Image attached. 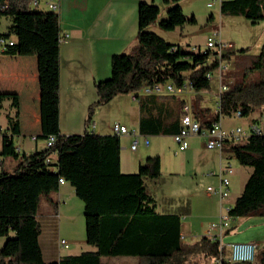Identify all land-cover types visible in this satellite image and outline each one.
Wrapping results in <instances>:
<instances>
[{
  "label": "trees",
  "instance_id": "trees-1",
  "mask_svg": "<svg viewBox=\"0 0 264 264\" xmlns=\"http://www.w3.org/2000/svg\"><path fill=\"white\" fill-rule=\"evenodd\" d=\"M5 0H0L2 4ZM0 16L9 17L7 32L13 39L0 54L35 56L39 86L40 136L54 138L51 147L33 154L19 153L14 139L19 136L18 97L0 93V110L10 102L12 114L6 115V128L0 130V264H102V258H134L137 264H199L205 259L229 264L223 259L217 240L201 236L183 246L180 220L189 214V202L156 197L162 182L158 155L149 156L136 173L120 171V141L115 135L101 136L85 132L63 136L59 131V45L62 37L59 17L52 11L31 8L29 0H6ZM182 0H162L166 18L157 23L164 32H173L186 23ZM221 15L242 17L254 25L264 20V0H224ZM160 14L153 3L138 5V30L135 43L127 53L112 55L110 77L95 84L96 101L88 108L87 124L96 108L118 95H133L140 113L138 131L143 136H173L178 132L184 101L177 97L140 93L145 84L188 82L191 91L210 88L206 76L213 73L218 60L213 52L184 51L149 31ZM245 49L223 56L229 62ZM233 79L232 82H228ZM227 90L220 95L219 110L209 119L210 111L193 104L191 116L201 128H209L221 116L240 110L243 118L264 112V50L248 62L243 71L225 72ZM168 100H175L169 103ZM217 103V102H216ZM193 113V115H192ZM258 117L253 122H258ZM223 151L242 167L251 169L229 215L234 220L248 216L264 217V136H249L240 143L225 142ZM11 159V169L2 163ZM59 179L74 189L82 202L85 242L94 251L67 255L57 262H44L38 239L37 220L41 203L46 200L55 213L57 203L51 195L59 189ZM256 262L264 264V245L256 250Z\"/></svg>",
  "mask_w": 264,
  "mask_h": 264
},
{
  "label": "crops",
  "instance_id": "crops-1",
  "mask_svg": "<svg viewBox=\"0 0 264 264\" xmlns=\"http://www.w3.org/2000/svg\"><path fill=\"white\" fill-rule=\"evenodd\" d=\"M140 2L153 3L154 5L163 4L162 0H59V10L57 12L59 28L62 37L67 35L66 38L61 40L59 45V131L61 135H82L85 132L101 136L113 135L112 126L114 124H120L128 129L136 127L138 130L140 113L138 103L136 99L132 100V95H126L122 98L127 99L122 111L121 102L116 100L115 97L109 103L95 109L94 116L90 120L91 124H87V117L89 106L97 99L95 84L110 77V59L112 55L129 52L135 43L138 30L137 12ZM165 7L163 4V9ZM0 93H12L18 97L19 136L14 139L17 151L30 155L36 151L44 150L46 143L40 144L37 142L40 136V95L35 56L23 57L0 54ZM216 95L217 90L213 96L214 100H216ZM203 98L202 92L188 91L177 98V100L184 101L185 106L189 108H192L193 104L206 108L204 106L205 101L203 102L205 99ZM168 102L175 103L176 101L168 100ZM12 112L10 102L5 101L0 110L1 131L6 128V115L12 114ZM121 116L124 118L123 120ZM260 116V113H253L247 118L236 119L231 116L225 118L235 119L237 123L242 124L240 126L247 128L254 119L257 117L259 119ZM126 121H128V124ZM224 129L229 130L232 128ZM148 138H170L173 141L172 136L158 135L149 136ZM119 141V163L120 171L123 174L136 173L139 165L143 164L147 157L154 156L146 151L147 148L142 144L145 147V151L136 154L138 147L135 152H132L130 150L131 139L129 137L121 136ZM208 151L209 156L205 160L210 163L211 169L205 176L215 179V188L218 185V179L215 175L210 174H215L218 171L219 164L223 160L229 162L232 167L230 160H235V158L223 150L222 152L217 150ZM157 152L155 155L160 158L163 176L165 174L163 158L165 159L166 156L159 150ZM177 152L179 151L177 150ZM182 152L185 160L188 158V160H192L195 149L190 146ZM194 160L195 158H193ZM12 165H10L9 169L12 168ZM232 170L233 173L229 176V190L234 188V181L240 182L238 194L233 199L234 203L252 171L250 168L240 165L236 169L232 167ZM207 195L214 198L210 200L206 198L208 201L203 202L195 197H190L189 214L181 218V220L185 218L184 222L180 220V235L183 238V246H187L197 240L193 238L205 234L207 226L212 221L206 224L203 221L204 219L215 220L213 222L218 220L220 212L218 197L212 193H207ZM56 196L59 197V202L63 198H69L72 201L73 197H76L74 189L67 182L59 184L58 191L51 195L52 199L57 203L58 209L59 202H57ZM163 197L172 199V197L165 194ZM44 202L47 204V208L51 209L48 202L46 200ZM216 205L218 206L216 207ZM55 217L56 213L53 212L37 216L41 228L38 243L44 262H57L61 257L67 256L60 251L67 249H61L58 246V241L63 239H58L57 241V237H53L51 248L42 245V239L45 234L44 227L41 225L42 220L45 225L50 223L55 230ZM185 236H189L193 240L191 239L190 243H186ZM44 240L49 244L48 237L44 238ZM225 241L229 242L227 245L231 243H253L256 245V250L260 249L264 245V217L248 216L232 220L230 228L225 230L221 237V242ZM226 246L225 258L228 256ZM110 259H120V264L127 261L137 264V261L133 258L119 257ZM199 264L218 263L214 260L205 259Z\"/></svg>",
  "mask_w": 264,
  "mask_h": 264
},
{
  "label": "rangeland",
  "instance_id": "rangeland-1",
  "mask_svg": "<svg viewBox=\"0 0 264 264\" xmlns=\"http://www.w3.org/2000/svg\"><path fill=\"white\" fill-rule=\"evenodd\" d=\"M221 0H182L181 9L183 15L187 19L194 18V23H186L181 28H177L173 32L161 31L157 23L166 18V7L163 9V4H155L160 7V14L157 21L151 25L149 31L154 32L158 36L162 37L169 44L174 45L177 48L183 49L184 51H191L192 48H200L203 50L206 45L208 38H215V35L220 37L222 43H231L234 50L238 51L245 49L244 55H233L229 62L226 61L227 71L234 72L236 74L243 71L248 66V62L251 59L259 56L264 50V20L257 24H250L242 17H234L228 15H221L219 12V2ZM224 1V0H222ZM211 4V5H208ZM42 12H48L49 10L40 6ZM10 19L7 16H0V34L7 32L8 26H10ZM231 53V52H230ZM233 79H229L228 82H232ZM227 81H225L226 83ZM210 88L207 91L202 92L204 97V106L210 111L209 119L216 116L217 113V99L214 100L213 96L217 90V80L215 77L209 81ZM142 92L140 96H142ZM126 95L116 96V100H120L121 111L124 109L125 102L127 99H122ZM178 96L177 98H179ZM136 106V105H134ZM258 113V112H257ZM122 114V113H120ZM94 116V113L93 115ZM222 118L223 128H234L237 125L235 119H227L224 116ZM121 119L123 120L124 118ZM0 118V122H1ZM128 124V121H126ZM91 124V121L88 122ZM137 130L136 127L132 128ZM38 143L45 144V141L41 138L37 139ZM151 143L147 148L150 154L155 155L159 150L165 154L166 158H163V168L165 174L162 176V182L160 189L156 193V197L166 196L172 197L175 200L188 201L191 204L190 197H195L201 201H208L214 197L207 195V187H214L216 182L215 179H211L205 176L210 171V163L206 162L205 159L209 156V151L203 147L204 140L200 137H190L187 139L188 147L192 146L195 149L192 160H185L183 152H177L176 145L170 138H149ZM142 145L139 146L136 154H140L145 151ZM225 156V155H224ZM193 158L195 160L193 161ZM233 169L239 167L238 163L231 159ZM13 164L11 159H5L2 163L4 170H8L10 165ZM234 188L229 190V197L226 200L227 204L232 205L235 195L239 191V181H234ZM59 202V197H55ZM206 198L208 200H206ZM218 205H216L217 207ZM62 208V209H61ZM61 209V210H60ZM48 212H52L51 209L47 208V204L43 201L39 207L38 215H43ZM55 217V230L49 223L45 225L42 220L41 225L44 227V238L48 237L49 244L46 243L44 238L42 239V245L51 248L52 238L63 239L69 246L67 250H60L65 255H79L82 252L94 251V248L87 245L85 242V220L83 217L82 202L73 197V200L69 198H63L59 202V208L56 209ZM185 221V218L181 220ZM206 224L215 220H203ZM201 236H204L202 234ZM199 236V237H201ZM193 238V239H198ZM192 238L185 236L186 243H190ZM192 239V240H193ZM5 242L4 238H0V249ZM227 241L221 242V245L226 246ZM49 245V246H48ZM226 249L223 251V257H225ZM132 259V258H130ZM134 259V258H133ZM136 261V259H134ZM256 262V261H255ZM254 262V263H255ZM102 264H120V259L102 258ZM253 263V264H254ZM123 264H133L132 261L124 262Z\"/></svg>",
  "mask_w": 264,
  "mask_h": 264
},
{
  "label": "built area",
  "instance_id": "built-area-1",
  "mask_svg": "<svg viewBox=\"0 0 264 264\" xmlns=\"http://www.w3.org/2000/svg\"><path fill=\"white\" fill-rule=\"evenodd\" d=\"M31 8H40V6L46 7L49 11L57 13L59 10V0H29ZM7 8V1L5 0L0 4V12ZM67 35L60 38H66ZM13 39L6 40L0 37V51L5 50L6 46H12ZM200 48H192L191 51L196 52ZM234 48L231 43H222L220 37L215 35V38H208L205 48L200 50L201 52H213L214 57L218 60V66L213 73L207 74L208 81L214 77L217 80V108L219 110L220 95L227 90V85L223 82V74L227 71V64L223 60V56L227 53L233 52ZM191 91L190 84L188 82L179 86L171 83L160 84H145L142 88V93L145 95H159L167 94L174 97L182 96L186 92ZM132 100L136 99L133 95ZM231 117L236 119L243 118L240 110L234 112ZM222 118L220 117L217 122L211 124L209 128H201L199 123L191 116L190 108L184 106L182 114L179 119V129L176 134L172 136L173 142L179 152H182L188 148L187 139L190 137H201L204 139V147L207 150H217L222 152L225 142L240 143L249 136H264V114L258 122H251L247 128L243 126H236L232 129L225 130L221 125ZM112 133L115 136H126L131 139L130 150L135 152L137 148L142 144L145 147L149 145V138L140 134L138 130L128 129L120 124H114L112 126ZM54 142L53 137H49L45 143L46 148L52 146ZM233 173L232 167L229 162L222 161L219 164L218 171L210 175H215L218 179L217 187H207V193L215 194L218 197L220 204V212L218 220L210 223L204 236L209 239L217 240L219 242L220 251H224L225 246L221 245V237L225 230H228L231 226L232 218L229 215L231 205L226 204V200L229 197V176ZM59 184L64 181L59 179ZM183 240V238L181 237ZM58 246L61 249H68V244L64 240L58 241ZM228 249L227 258L223 259L229 264H253L256 260V245L253 243H231L226 246ZM221 264V259L217 261Z\"/></svg>",
  "mask_w": 264,
  "mask_h": 264
},
{
  "label": "bare ground",
  "instance_id": "bare-ground-1",
  "mask_svg": "<svg viewBox=\"0 0 264 264\" xmlns=\"http://www.w3.org/2000/svg\"><path fill=\"white\" fill-rule=\"evenodd\" d=\"M263 114H264V113H263ZM263 114H261V116L259 117L260 119H261V117H262Z\"/></svg>",
  "mask_w": 264,
  "mask_h": 264
}]
</instances>
